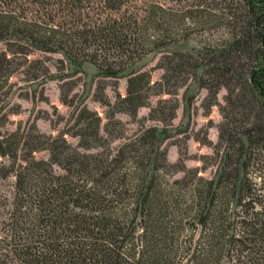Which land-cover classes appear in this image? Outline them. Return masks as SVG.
Wrapping results in <instances>:
<instances>
[{"label": "trees", "instance_id": "trees-1", "mask_svg": "<svg viewBox=\"0 0 264 264\" xmlns=\"http://www.w3.org/2000/svg\"><path fill=\"white\" fill-rule=\"evenodd\" d=\"M171 1L180 8L162 0H0V104L20 59L35 51L90 62L103 78L126 76L127 93L114 104L101 86L112 118L136 116L153 96H175L190 80L207 89L208 110L227 90L218 179L195 171L170 183L165 129L148 127L114 152L101 116L87 107L77 147L65 133L0 125V155L9 160L1 176L15 178L12 198L0 204V264H264V0ZM194 30L204 34L201 48L164 53L159 80L134 67ZM178 106L160 98L150 117L172 120Z\"/></svg>", "mask_w": 264, "mask_h": 264}, {"label": "rangeland", "instance_id": "rangeland-1", "mask_svg": "<svg viewBox=\"0 0 264 264\" xmlns=\"http://www.w3.org/2000/svg\"><path fill=\"white\" fill-rule=\"evenodd\" d=\"M162 1L176 5L171 0ZM180 5L176 7L180 8ZM202 38L204 34L194 30L189 37L146 55L134 67L149 72L153 82L157 81L163 74L158 64L164 53H195L202 46ZM5 47L4 42H0V50ZM20 62L22 64L10 77L9 93L0 104V125L3 130L21 127V131L28 132L35 125L39 133L52 136L65 133L67 141L77 147L80 142L76 134L80 111L87 107L101 116V134L114 152L148 127L165 129L164 148L169 165L164 168L166 172L163 171V175L170 183L189 178L195 171L206 178L218 179L226 154L219 143V128L223 122L220 105L225 103V88L218 94L219 104L209 110L205 107L207 89L190 80L175 96H153L149 105L141 107L136 116L116 112L112 118L113 109L100 100L101 86H105L103 95L114 104L118 95L127 93L126 76L103 78L94 64L85 62L79 67L62 52L35 51L29 62L22 58ZM160 98L178 101L179 106L172 120L163 122L151 119V109ZM170 104L163 105L162 117L168 118ZM36 156L49 158V153L40 151ZM8 164L9 160L0 155V204L11 199L14 192V176H1L2 168ZM255 168L250 167L252 177L259 175Z\"/></svg>", "mask_w": 264, "mask_h": 264}]
</instances>
